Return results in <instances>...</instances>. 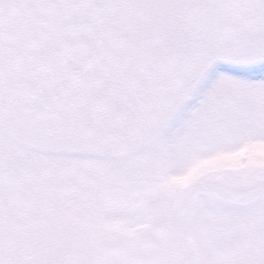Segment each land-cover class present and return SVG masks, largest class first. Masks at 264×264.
<instances>
[{"label": "snow or ice", "instance_id": "snow-or-ice-1", "mask_svg": "<svg viewBox=\"0 0 264 264\" xmlns=\"http://www.w3.org/2000/svg\"><path fill=\"white\" fill-rule=\"evenodd\" d=\"M0 264H264V0H0Z\"/></svg>", "mask_w": 264, "mask_h": 264}]
</instances>
